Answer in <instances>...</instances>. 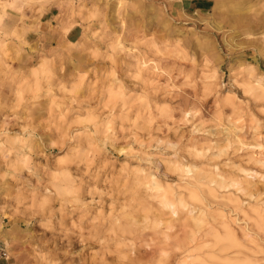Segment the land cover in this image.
Instances as JSON below:
<instances>
[{
	"label": "clouds",
	"instance_id": "obj_1",
	"mask_svg": "<svg viewBox=\"0 0 264 264\" xmlns=\"http://www.w3.org/2000/svg\"><path fill=\"white\" fill-rule=\"evenodd\" d=\"M0 264H264V0H0Z\"/></svg>",
	"mask_w": 264,
	"mask_h": 264
},
{
	"label": "rangeland",
	"instance_id": "obj_2",
	"mask_svg": "<svg viewBox=\"0 0 264 264\" xmlns=\"http://www.w3.org/2000/svg\"><path fill=\"white\" fill-rule=\"evenodd\" d=\"M210 0H183V7L186 10L187 14L192 17L194 20L199 19L203 16L204 13L208 11ZM199 27V25H198ZM214 33L209 35L211 38ZM219 39V37H217Z\"/></svg>",
	"mask_w": 264,
	"mask_h": 264
}]
</instances>
